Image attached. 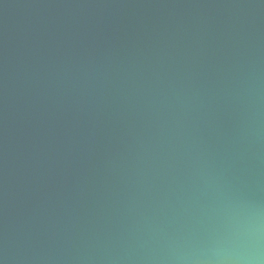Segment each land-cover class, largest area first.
<instances>
[{"label": "water", "instance_id": "obj_1", "mask_svg": "<svg viewBox=\"0 0 264 264\" xmlns=\"http://www.w3.org/2000/svg\"><path fill=\"white\" fill-rule=\"evenodd\" d=\"M0 264H264V0H0Z\"/></svg>", "mask_w": 264, "mask_h": 264}]
</instances>
